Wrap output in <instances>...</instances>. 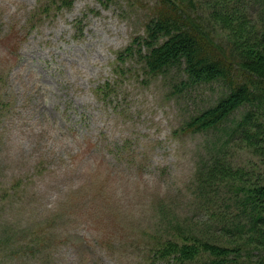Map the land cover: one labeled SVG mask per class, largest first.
Here are the masks:
<instances>
[{"label":"rangeland","instance_id":"1","mask_svg":"<svg viewBox=\"0 0 264 264\" xmlns=\"http://www.w3.org/2000/svg\"><path fill=\"white\" fill-rule=\"evenodd\" d=\"M184 1L225 45L238 40L231 51H264L263 20L238 21L224 0ZM157 5L0 0V264H148L150 236H163L170 220L209 225L194 208L193 180L225 142L224 161L244 172L218 175L221 201L231 185L242 194L264 185L261 104L237 109L220 135L183 131L225 84L187 87L180 70H146ZM247 25L256 47L241 41ZM249 111L248 133H231ZM225 214L246 220L236 205ZM227 234L215 241L246 236Z\"/></svg>","mask_w":264,"mask_h":264},{"label":"trees","instance_id":"2","mask_svg":"<svg viewBox=\"0 0 264 264\" xmlns=\"http://www.w3.org/2000/svg\"><path fill=\"white\" fill-rule=\"evenodd\" d=\"M224 1L228 14L238 21L245 23L253 16L264 21V0ZM152 17L147 25V48L142 53L150 74L180 70L187 87L214 81L225 84V91L218 100L192 115L183 131H215L220 135L225 122L241 106L259 107L261 104L264 108V51L256 47L251 25H247L251 26L249 32H246L249 27L243 28L245 38L241 41L256 48L237 54L231 51V46L239 47L238 40L233 38L225 45L208 28L209 22L192 12L184 0H158ZM255 116L256 112L249 111L231 133L239 131L243 137ZM227 143L210 151V159L202 163L194 175L193 205L206 214L209 225L199 227L193 221L170 220L163 236H150L153 242L148 264H163L165 260H175L176 264H200L201 261L205 264H264V185H248L245 194L240 187L231 185L233 193H225L229 196L221 201L218 175L231 177V173L236 176L244 172L229 168L224 161L228 155L221 149L226 148ZM233 205L244 213L245 221L237 215L225 214V209ZM219 231L231 237L246 236L238 237L233 246H228L215 241Z\"/></svg>","mask_w":264,"mask_h":264}]
</instances>
